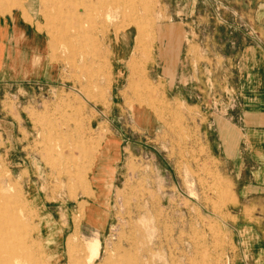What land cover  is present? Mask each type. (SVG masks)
<instances>
[{
	"label": "rangeland",
	"instance_id": "1",
	"mask_svg": "<svg viewBox=\"0 0 264 264\" xmlns=\"http://www.w3.org/2000/svg\"><path fill=\"white\" fill-rule=\"evenodd\" d=\"M0 31L14 264H264V0H0Z\"/></svg>",
	"mask_w": 264,
	"mask_h": 264
},
{
	"label": "bare ground",
	"instance_id": "2",
	"mask_svg": "<svg viewBox=\"0 0 264 264\" xmlns=\"http://www.w3.org/2000/svg\"><path fill=\"white\" fill-rule=\"evenodd\" d=\"M109 21V19H107ZM37 40V39H36ZM115 143V142H114ZM109 151L112 152L114 149V144H110L108 146ZM116 153V152H115ZM112 154V153H111ZM108 155V153L99 152L97 150V156L95 157V168L93 169L92 183L99 190V193L102 194L107 186V184L111 180V164L114 161L113 155ZM115 155V154H114ZM88 161V156H83L81 161L74 166V162L72 166L77 168V177L79 179H83L85 175V163ZM16 163V161H14ZM69 173V171H66ZM102 196V195H101ZM94 210V209H93ZM92 211V209H91ZM95 212V210L93 211ZM92 213V212H91ZM90 213V214H91ZM16 215V214H15ZM4 222V221H3ZM2 221H0V231L2 230V226L4 225ZM73 237L68 238L67 247L71 249V242ZM86 245V244H85ZM86 250L89 251L90 258H95L98 255L99 251V242L97 240H89L86 245ZM18 251L16 249H11L6 245V242L0 240V264H14L18 255ZM4 255V256H3Z\"/></svg>",
	"mask_w": 264,
	"mask_h": 264
},
{
	"label": "crops",
	"instance_id": "3",
	"mask_svg": "<svg viewBox=\"0 0 264 264\" xmlns=\"http://www.w3.org/2000/svg\"><path fill=\"white\" fill-rule=\"evenodd\" d=\"M0 33H1V31H0ZM12 36V35H11ZM31 45H32V43L30 44V47H31ZM32 48H34L35 49V51L37 52V50H38V48H39V46H36V44H34L33 43V45H32ZM31 49V48H30ZM32 50V49H31ZM186 51L188 50V48L187 49H185ZM190 62H192L191 60H188V63L190 64ZM13 68H14V66H12V67H9V70L8 71H12L13 70ZM9 77L10 76H12L11 74H9L8 75ZM248 77H247V80H246V85H251V84H253V81L255 82V79H256V75H254L253 74V72H250L248 75H247ZM15 80V79H14ZM16 80H19V79H16ZM175 88H176V86H175ZM249 90V89H248ZM251 92H256V91H252L251 90ZM246 114H248V113H246ZM246 114H244V125H245V127H246V130L247 131H257V128H255L254 127V125L256 124V123H258V122H260V123H262L264 120H263V118H264V113H257V112H253V113H250L249 114V116H246ZM253 123H255V124H253ZM259 123V124H260ZM259 124H256V125H259ZM263 132V131H262ZM257 139H260V143L259 144H261L262 146L260 147V148H263L264 149V142L262 141V139H261V136H259L258 135V138ZM257 139H255L254 141H252V143L254 142L255 144L257 143ZM259 142V141H258ZM253 143V144H254ZM256 146V145H255Z\"/></svg>",
	"mask_w": 264,
	"mask_h": 264
}]
</instances>
